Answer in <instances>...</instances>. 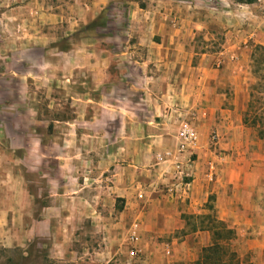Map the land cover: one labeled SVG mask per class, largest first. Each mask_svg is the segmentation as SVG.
I'll return each mask as SVG.
<instances>
[{"label":"rangeland","instance_id":"rangeland-1","mask_svg":"<svg viewBox=\"0 0 264 264\" xmlns=\"http://www.w3.org/2000/svg\"><path fill=\"white\" fill-rule=\"evenodd\" d=\"M97 1L0 0V185H14L16 169L11 157L23 159L17 161L31 176V188L47 192L44 200H54L56 195L49 192V185L55 182L49 184L40 176L42 171L33 169L42 164L37 162L40 155H46L48 161L43 164L49 170L45 166L44 170L52 175L59 170L67 175L74 172V186L80 188L74 193L71 180L60 178L64 185L58 197L63 210L53 236L36 238L24 247H11L0 241V264H197L203 248L213 242L218 219L215 197L211 194L203 203L201 216L193 212L186 197L195 179L191 171L200 161L198 150L190 161L174 157L166 163L158 161L157 153L174 146L173 135L183 118L197 127L199 148L202 146L198 116L209 119L213 107L208 102H215L212 97L216 91L226 96L224 110L240 107V113H236L241 116L242 126L230 129L229 134L226 127L225 133L209 127L204 141L205 161L233 152L230 147L220 146L224 136L248 140L249 147H244L247 155L264 153V138L259 135L263 124L254 117L260 106L257 99L263 96L260 88L264 79L252 58L256 46L261 44L251 45L246 55L240 54V61L225 58L221 64L214 61L208 67L201 62L227 48L225 32L213 38L203 34L182 37L190 43L187 49L179 47L168 53L151 47L150 29L139 25L143 44L132 46L129 51L123 49L127 41L140 39L135 30L127 32L131 4L111 0L94 17ZM139 3L146 5L143 0ZM260 20L253 17L248 22L254 27ZM121 50L128 53L121 54ZM124 57L136 58L143 64L133 69L123 63ZM179 59L185 64L176 66ZM128 71L133 77L137 74L136 81H131L133 77L129 80ZM182 88L187 100L200 98L201 94L209 100L189 105L180 98V104L174 107L183 114L177 122L173 117L170 138L150 143L148 129L154 128L150 122L169 120L163 115L157 118L161 102L152 92L161 93L168 102L176 89ZM127 89L150 90L152 98L146 97L147 105L155 112H143L137 123H131L129 140L117 126L108 129L111 115L106 112L114 111L113 105L121 103ZM225 113L229 111H220L218 118L239 121L236 113ZM133 117L139 118L135 114ZM155 129L170 133L161 126ZM32 138L42 139L43 146L27 145ZM50 139H57L58 144H51ZM140 140L142 146L137 143ZM131 152L135 158H131ZM55 156L62 157L63 167L57 166ZM215 170L213 167L208 171L213 173L212 178ZM221 174L228 177V172ZM254 174L247 179L249 183L264 181L263 170ZM182 183H191L186 193ZM172 185H179L178 191H168ZM127 191L135 195L134 200L123 196ZM140 192L144 193L143 198L138 196ZM41 199L37 193L35 200ZM135 222L140 223L136 242L139 254L131 257L128 235ZM226 224L235 236L223 242L237 253L238 260L244 264L264 262V244L247 241L254 238L252 229L244 240L237 241L236 229Z\"/></svg>","mask_w":264,"mask_h":264},{"label":"crops","instance_id":"crops-1","mask_svg":"<svg viewBox=\"0 0 264 264\" xmlns=\"http://www.w3.org/2000/svg\"><path fill=\"white\" fill-rule=\"evenodd\" d=\"M111 0H98V7L95 8L94 17L99 14V9L105 7ZM141 0H126V3H130L128 7L130 11L127 14L128 27L127 32H134L136 38H140L138 41L131 42L127 41L126 46L123 49L129 50L132 46H140L143 44L141 36L138 35V26H146L150 29L149 41L153 43H147V46L158 48L160 51H174L177 48L187 49L186 45L188 39L183 40L182 37L190 38L192 35L203 34L206 38H213L216 34L225 32L227 36V48L224 51H220L217 54H210L201 62L202 65L210 66L214 61L218 63L224 62L225 58L236 59L240 61L241 55H246V50L250 49L254 43L264 45V0H257L253 4H242L236 0H143L146 5H140ZM152 1V2H150ZM258 18L261 19L257 26L251 27L250 19ZM263 22V23H262ZM190 35V36H189ZM121 54H127L121 50ZM173 53V52H172ZM241 54V55H240ZM124 57L123 63L127 66L142 65L141 61L136 58ZM246 60V59H245ZM172 63L174 60L171 61ZM185 64V62L177 61L176 66L179 64ZM123 65V64H122ZM166 65V63H164ZM137 70V69H136ZM139 71V70H138ZM136 74V73H135ZM140 76L143 77L141 73ZM177 75V74H176ZM129 80L133 77L131 73L126 75ZM137 74L131 81H136ZM128 80V81H129ZM132 86V84H131ZM133 88V87H131ZM150 90H128L123 94L122 99L119 100L121 103L113 105L114 111H107L111 121H107L109 128L117 126L125 132V138L129 140L132 138L128 131H130L131 123L135 124L140 120L143 112H149L155 114L152 108L148 107L146 97H151ZM154 97L158 98L161 102L157 108L156 116L163 115L169 120L161 119L150 122L154 128L158 126L164 127L170 130V133H161L154 128L148 129V138H152V144H157L163 138L169 139L168 134H172L171 130L174 127L172 123L173 117L181 116L183 112L174 107V105L180 104L177 102L180 98H186L184 95L185 90L176 89V92L168 102L163 100L161 93H155ZM165 96V95H164ZM152 98V97H151ZM215 102L210 104L212 108V114L209 119L201 118L198 116L201 129L202 146L198 149L200 161L197 162L191 173L195 176L192 181V187L189 189V193L186 195L190 199L191 207L194 209L193 212L202 214V205L207 202L209 196L212 194L215 197V210L217 218L228 223L231 227L237 231V241L244 240L248 231L252 229L254 238H248V243H262L264 244V181L249 183L251 175H255L256 171H264V153L258 155H247L245 153V146L249 147V141L237 137L229 138L222 137L220 146L230 147L233 152L225 156H216L212 159L205 161L204 154L207 151V147L204 141H206V131L210 127L220 128V131L225 133V129L228 128V134L230 129L240 128L242 126L241 119L236 112L241 111L240 107H235L233 110H224L223 104L226 96L223 93H217L212 97ZM196 99V100H195ZM198 99V101H197ZM208 97H203L201 94L200 98L193 96L187 104H193L199 102L204 104V100ZM163 100V101H162ZM209 100V99H208ZM196 103V104H197ZM185 104V103H184ZM216 104V105H215ZM214 105V106H213ZM159 111V112H158ZM222 112H228L225 114L236 116L234 122L226 119V117L218 118V114ZM161 112V113H160ZM134 114L138 115L139 118L134 119ZM239 116V117H238ZM115 119V120H113ZM113 120V121H112ZM131 120L133 122H131ZM180 121V120H179ZM178 121V122H179ZM106 127V128H107ZM226 127V128H224ZM177 129V126H176ZM166 132V131H165ZM223 133V134H224ZM175 135V134H174ZM173 135V137H174ZM157 141H153V139ZM51 144L57 145V139L49 140ZM43 146L42 139H30L27 143ZM139 143L143 145V140ZM47 145V144H46ZM60 145V144H59ZM138 145V144H137ZM131 158H135L134 153H130ZM13 158V166H15V181L13 186H1L0 185V241H5L8 246L24 247L28 242L38 238H51L53 236L54 227L57 225L63 207L61 200L58 197L63 192V182L59 180L62 177L70 179V184L73 185L72 190L74 193L79 192L80 188H75L76 175L73 172L71 175H67L63 170H59L52 175L48 167L45 165L48 161L46 155L39 157L37 162L45 163L43 166L33 167V169L42 171L41 177L46 178L48 183L55 182L53 185H49V192H53L56 196L54 200H44L47 198V192L43 193L41 190H33L31 188L30 178L27 175V169L20 165L19 162H23V159ZM58 167H63V161L61 156H55ZM19 159V162L17 161ZM59 163V164H58ZM47 170H44L45 167ZM44 167V168H43ZM216 167L215 177L212 178L213 173L208 172L209 169ZM221 172H228V177L222 175ZM230 172L232 173L230 176ZM235 173L236 176H235ZM206 175L209 176V180L206 179ZM227 175V173H226ZM236 177V178H235ZM204 180V181H203ZM44 181V180H43ZM61 185L59 186L58 184ZM202 183V184H201ZM201 184V185H200ZM77 189V190H75ZM38 193L41 200H35V196ZM128 200H134L135 195L132 192L127 191ZM126 194V190H125ZM127 197H124L127 199ZM93 206V205H92ZM94 207V206H93ZM51 258L53 255H49ZM49 264H58L53 261ZM258 264H264V262H258Z\"/></svg>","mask_w":264,"mask_h":264},{"label":"trees","instance_id":"trees-1","mask_svg":"<svg viewBox=\"0 0 264 264\" xmlns=\"http://www.w3.org/2000/svg\"><path fill=\"white\" fill-rule=\"evenodd\" d=\"M242 4H253L257 0H236ZM253 61L255 62L256 71L261 73L262 79H264V46L257 45L255 51L252 54ZM263 72V73H262ZM260 88L263 92V96L259 97L257 101L259 102V108L255 111V120L261 121L263 125L259 129L260 137L264 138V85H261ZM255 96L254 94H251ZM252 106V102L250 103L249 109L245 114V121H248V114L250 113V107ZM258 116V117H256ZM216 228L213 232V242L211 245L203 248L202 259L197 261V264H244L240 260H238L237 253L235 251H231L227 242H223V240H231L235 233L232 229L228 227V225L222 221H216Z\"/></svg>","mask_w":264,"mask_h":264},{"label":"built area","instance_id":"built-area-1","mask_svg":"<svg viewBox=\"0 0 264 264\" xmlns=\"http://www.w3.org/2000/svg\"><path fill=\"white\" fill-rule=\"evenodd\" d=\"M214 139L216 136L213 137ZM200 146V134L197 127L191 122L190 119L183 118L180 122V125L174 135V146L172 148H167L163 151H159L157 153V159L159 162L166 163L174 157L179 159L181 157L187 158L189 161L191 160V156L198 150ZM182 173V171L178 172ZM183 184V183H182ZM191 183L183 184L184 193L188 191V186ZM179 185H177L178 187ZM174 188V185L169 187L168 191L174 192L178 191V189ZM187 187V189H186ZM140 198L144 197V193L140 192L138 194ZM140 223L135 222L131 229L129 230L128 240L132 246V250L130 251L131 257H137L139 254V250L137 249L136 242L139 236Z\"/></svg>","mask_w":264,"mask_h":264}]
</instances>
